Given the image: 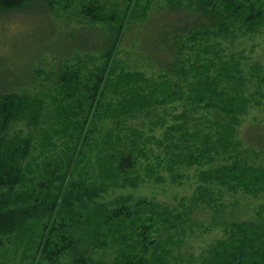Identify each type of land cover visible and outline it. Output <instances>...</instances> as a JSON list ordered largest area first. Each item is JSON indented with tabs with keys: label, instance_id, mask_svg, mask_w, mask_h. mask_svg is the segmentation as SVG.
<instances>
[{
	"label": "trees",
	"instance_id": "1",
	"mask_svg": "<svg viewBox=\"0 0 264 264\" xmlns=\"http://www.w3.org/2000/svg\"><path fill=\"white\" fill-rule=\"evenodd\" d=\"M59 1L0 0V12H36ZM76 3L79 28L96 39L68 33V43L49 50L50 67L12 82L8 73L0 82V256L16 244L31 252L30 264H168L195 206L174 212L146 197L105 198L134 189L141 163L152 169L150 143L169 149L177 163L197 166L201 185L192 201L206 199L221 211L224 191L264 194V165L252 162L261 150L236 137L252 103L244 84L255 81L264 103L258 64L249 65L248 79L241 69L248 41L264 28V0H67L66 7ZM153 9L179 14L180 24L157 23L146 68L120 65L129 26L147 21ZM184 89L187 110L176 116L183 121L154 139L151 128L164 120L159 106ZM189 111H199L198 118L189 119ZM262 209L259 223L221 224L223 237L200 263L176 264H264ZM158 229L169 234L152 236ZM106 248H115L112 261L92 255Z\"/></svg>",
	"mask_w": 264,
	"mask_h": 264
},
{
	"label": "rangeland",
	"instance_id": "2",
	"mask_svg": "<svg viewBox=\"0 0 264 264\" xmlns=\"http://www.w3.org/2000/svg\"><path fill=\"white\" fill-rule=\"evenodd\" d=\"M66 4L67 0H60L52 8L37 9L36 12L29 9L22 12H0V69H4L0 72L1 83L10 78L8 73H14V77L8 79V82H12L16 81L17 78L19 79L20 74L23 75L29 70L36 71L50 67L52 55L49 50H59L64 43H68L69 40L65 38L68 33L75 32V39L78 40H82L84 37H92L93 41L96 39L95 34L91 35L94 32L88 27H85L86 30L79 28L83 23L80 20L78 3L67 5V7ZM177 15L179 14H169L163 9H153L147 21L129 26L119 49L118 60L120 65L127 64L128 67L129 65L134 67L132 62L135 61V65L139 69L146 68L143 59L149 53L147 41H150V36L156 32L155 28L159 25L157 23L162 22L167 29L172 25H179ZM246 46L243 53V64L241 65L243 77L248 79L249 65L252 63L258 64L260 75L264 76V28L262 33L255 36L251 41L249 40ZM68 47L69 44L66 48ZM167 79L173 85L174 82L179 85L182 84L180 77H167ZM253 83L251 87L247 83L243 86V91L252 103L249 111L247 110L241 117V124L237 128L236 137L240 138L243 147L261 150L252 162L255 164L263 163L264 165V142L261 141V138L264 139V103L260 102L261 93L255 87L256 82L253 81ZM186 90L178 93L179 97L159 106L160 109L164 108V113L161 114L164 120L162 125H153L151 128L153 132L149 135L153 136L154 139H163L162 135L170 125L183 121L176 116L180 113H186L187 107L183 105L186 96H188ZM261 92L264 93V87ZM256 100L260 104L257 105ZM189 112L194 113V115H188L189 119L193 121L198 118L199 111L196 114L193 111ZM175 135L178 133L176 132ZM168 142L174 144L170 139ZM168 150L166 149L167 152L162 151V147H158L156 143H150L148 156L151 163L149 167L152 169L146 167L148 166L147 163H141L137 170L139 182L136 187L115 191L105 198V202L109 203L117 197L129 195L158 200L160 203L172 207L174 212H180L185 207L191 210L192 206H195L186 225L183 224V228L178 227V229H183V235L180 237L181 244L172 247V254L168 257L167 263L176 264L182 261L200 263V257H204L215 244V241L223 237L221 224L231 220L260 222L258 211L264 205V194L250 196L240 191L235 192V194L224 191L218 198L220 200L216 201L226 205L221 211L216 210L217 207L211 208L207 205L206 199L192 201L191 198L196 195L197 187L201 185L197 166L188 167L177 163ZM248 155L251 153L248 152ZM158 157L165 160L157 161ZM248 157L251 158L252 156ZM202 166H200L201 169L206 168V165ZM197 208L199 209L196 210ZM201 209L203 210L201 211ZM262 211L264 214L263 209ZM168 234L165 230L158 229V232L152 236L159 237L162 235L161 237L164 238ZM18 242L23 243L21 240ZM6 247L5 252L2 251V256H0V264H30L32 262L31 252H28L27 255L24 253L26 247H18L16 244ZM115 254V248L92 250L94 258L101 262L112 261Z\"/></svg>",
	"mask_w": 264,
	"mask_h": 264
}]
</instances>
